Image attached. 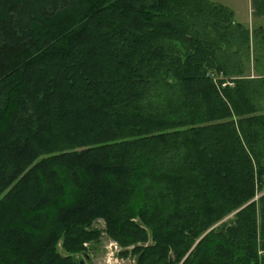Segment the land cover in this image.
<instances>
[{
	"label": "trees",
	"instance_id": "1",
	"mask_svg": "<svg viewBox=\"0 0 264 264\" xmlns=\"http://www.w3.org/2000/svg\"><path fill=\"white\" fill-rule=\"evenodd\" d=\"M212 4L0 0V264H81L100 219L138 264H264V77Z\"/></svg>",
	"mask_w": 264,
	"mask_h": 264
},
{
	"label": "rangeland",
	"instance_id": "2",
	"mask_svg": "<svg viewBox=\"0 0 264 264\" xmlns=\"http://www.w3.org/2000/svg\"><path fill=\"white\" fill-rule=\"evenodd\" d=\"M220 4V1L213 0L212 5L218 6ZM236 21L245 22L246 20L241 18V20L236 19ZM242 25L252 30L249 56L247 55V52L243 51V56L239 55V57H241L240 59L235 57L233 58L234 64H232V66H235L233 68L235 71H233V77L231 78H237V75H246L259 78L264 77V33L260 32L258 28L259 23H255L253 25L245 23ZM237 52V49L232 51L233 54H236ZM237 66H244V69L241 67L237 69ZM261 92L262 94L259 96L256 105H258V108L261 109L259 114H264V88L261 89ZM141 175L142 174L139 171L137 176L141 177ZM134 181L135 183L137 182L136 180ZM262 194L263 193L259 194L258 198ZM137 199L143 201L141 195H138ZM109 227V224L103 219L94 222L93 226L89 228V231H95L96 234L94 233L90 236V241L83 243L84 251L76 253V258L84 264H138V257L132 254V250L135 248V246H121L117 240L108 234ZM150 243H152L151 240L146 245ZM62 247L63 243L60 244L59 248L62 252H64ZM125 253H128V255H125Z\"/></svg>",
	"mask_w": 264,
	"mask_h": 264
},
{
	"label": "crops",
	"instance_id": "3",
	"mask_svg": "<svg viewBox=\"0 0 264 264\" xmlns=\"http://www.w3.org/2000/svg\"><path fill=\"white\" fill-rule=\"evenodd\" d=\"M225 4L229 9L235 13V18L245 22L242 24H255L259 23L260 32L264 33V0H218ZM253 28V27H252ZM252 31V30H251Z\"/></svg>",
	"mask_w": 264,
	"mask_h": 264
},
{
	"label": "water",
	"instance_id": "4",
	"mask_svg": "<svg viewBox=\"0 0 264 264\" xmlns=\"http://www.w3.org/2000/svg\"><path fill=\"white\" fill-rule=\"evenodd\" d=\"M81 264H84L83 262H81Z\"/></svg>",
	"mask_w": 264,
	"mask_h": 264
}]
</instances>
